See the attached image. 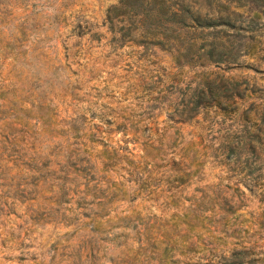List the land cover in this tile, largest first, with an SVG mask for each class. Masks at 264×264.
Returning <instances> with one entry per match:
<instances>
[{
	"label": "rangeland",
	"instance_id": "374dc122",
	"mask_svg": "<svg viewBox=\"0 0 264 264\" xmlns=\"http://www.w3.org/2000/svg\"><path fill=\"white\" fill-rule=\"evenodd\" d=\"M116 1L0 0V264H264V143L240 171L239 120L178 114L215 74L264 90V50L177 68Z\"/></svg>",
	"mask_w": 264,
	"mask_h": 264
},
{
	"label": "trees",
	"instance_id": "16d2710c",
	"mask_svg": "<svg viewBox=\"0 0 264 264\" xmlns=\"http://www.w3.org/2000/svg\"><path fill=\"white\" fill-rule=\"evenodd\" d=\"M261 13L264 0H117L106 8L110 22L125 17L128 23H138L137 37L128 24L117 39L126 37L133 44H141L143 50L147 45L164 49L177 68L183 64L238 63L255 50H264V39L258 33ZM239 83L229 75L203 78L178 114L188 118L210 109L239 120V137L222 146L224 157L232 154L231 162L241 171L248 169V154L254 145L264 143V90L254 83L239 88ZM248 126H252L251 131Z\"/></svg>",
	"mask_w": 264,
	"mask_h": 264
}]
</instances>
